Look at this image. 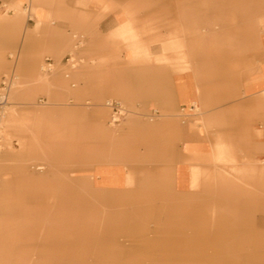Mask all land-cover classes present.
Returning a JSON list of instances; mask_svg holds the SVG:
<instances>
[{
	"label": "crops",
	"instance_id": "crops-1",
	"mask_svg": "<svg viewBox=\"0 0 264 264\" xmlns=\"http://www.w3.org/2000/svg\"><path fill=\"white\" fill-rule=\"evenodd\" d=\"M241 1L0 0V50L18 51L22 81L30 82L18 95L30 126L5 138V161L17 160L24 146L38 160L55 161L37 148L52 142L63 148L59 154L76 151L87 218L101 208L120 221L124 209L139 215L147 207L165 235L154 240L182 236L179 227L163 233L164 212L180 221L199 205L244 206L189 201L194 172L239 176L264 161V0L249 16ZM43 58L57 67L48 78L37 73ZM109 99L112 110L127 106L136 114L110 123ZM218 190L198 193L223 194ZM140 219L133 217L132 226Z\"/></svg>",
	"mask_w": 264,
	"mask_h": 264
},
{
	"label": "rangeland",
	"instance_id": "rangeland-1",
	"mask_svg": "<svg viewBox=\"0 0 264 264\" xmlns=\"http://www.w3.org/2000/svg\"><path fill=\"white\" fill-rule=\"evenodd\" d=\"M231 1L240 5V0ZM260 5V0H243L241 10L246 9L249 16L255 10L261 11ZM9 10L16 12L13 6ZM238 20L231 18L232 23ZM250 21L248 17V25ZM17 56L13 47L0 50V84L12 85L9 91L0 87V94H8L6 104H0V173L7 170L8 174L0 177V207L4 210L0 211V264H264V213L258 207L264 197V161L259 171L241 172L239 176L224 172L221 177L207 178L194 172L191 185L196 193L189 195V201H221L226 205L243 201L245 205L220 209L211 206L206 210L209 207L199 205L194 214L184 212L180 221L173 211L164 212L163 233H175L179 227L182 236L177 241L169 236L154 240L165 235L158 234L162 227L156 218L148 216L147 207L141 208L139 215L124 209L119 214L120 221L111 216V210L101 208L93 211L92 217L88 213L87 218L80 206L77 161H73L77 152L59 154L63 148L57 142L46 146L35 140L41 151L47 149L55 154V161L36 159V154L25 150L24 145L17 160L12 157L5 161L6 154L10 156L5 138L14 139L16 126L28 130L31 122L30 113L20 108L25 101L18 95L30 89V82L22 81ZM47 67L43 58L37 66L40 77L48 78L57 70L54 65L49 71ZM110 101L104 103L110 123L136 114V109L125 106L116 121ZM64 157L66 160L60 161ZM157 184L165 182L158 180ZM206 186H216L224 192L205 196L198 193ZM170 197L174 201L175 196ZM135 216L142 218L136 227L131 222ZM190 217L194 221L189 222ZM185 230L192 236H183Z\"/></svg>",
	"mask_w": 264,
	"mask_h": 264
},
{
	"label": "built area",
	"instance_id": "built-area-1",
	"mask_svg": "<svg viewBox=\"0 0 264 264\" xmlns=\"http://www.w3.org/2000/svg\"><path fill=\"white\" fill-rule=\"evenodd\" d=\"M45 62H46V64H48V67L47 68H50V66H51L50 65V61L47 59ZM2 87H6L5 84H3ZM0 96L5 97L3 100L0 101V104L1 105L6 104V102H7V96L6 95H3V94H0ZM2 97H0V98H2ZM122 112H123V109L121 107L113 109L114 116L112 118L117 121L119 115H121Z\"/></svg>",
	"mask_w": 264,
	"mask_h": 264
},
{
	"label": "bare ground",
	"instance_id": "bare-ground-1",
	"mask_svg": "<svg viewBox=\"0 0 264 264\" xmlns=\"http://www.w3.org/2000/svg\"><path fill=\"white\" fill-rule=\"evenodd\" d=\"M46 65H48V64H46ZM50 65H52V64L50 63ZM46 69L51 70L50 68H46ZM49 70H48V71H49ZM4 84H5L6 87H2L1 84H0V87H2V89H3V88L8 89L7 91H9V89H11V86H12V85L9 87V86L6 84V82H4ZM4 95H5V94H4ZM7 95H8V94H7ZM7 95H6V96H7ZM4 98H5V97H2V100H3ZM7 99H8V96H7ZM109 105L112 107V105H111L110 102H109ZM0 119H2V117H1ZM1 121H2V120H1ZM1 121H0V122H1ZM2 124H3V121H2ZM39 169H41V168H39Z\"/></svg>",
	"mask_w": 264,
	"mask_h": 264
}]
</instances>
